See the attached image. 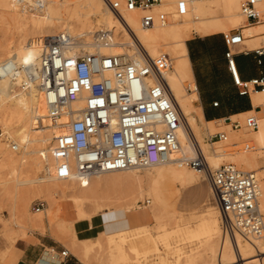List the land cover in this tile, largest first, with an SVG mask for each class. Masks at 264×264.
<instances>
[{
	"label": "bare ground",
	"instance_id": "6f19581e",
	"mask_svg": "<svg viewBox=\"0 0 264 264\" xmlns=\"http://www.w3.org/2000/svg\"><path fill=\"white\" fill-rule=\"evenodd\" d=\"M110 1L122 3V0ZM177 1L179 0H162L160 5L154 7L155 11L167 12L166 23L143 28L140 25L141 13L138 10L127 11L121 6L119 17L110 10L109 0H22L21 2L0 0V23L19 33L18 37L9 44H0V64L4 61L7 63L5 71L1 70L0 75V123L2 124L0 136L11 139L9 143H3L0 139V190L6 191L12 185L15 187L12 190L14 196L19 198L22 205H27L29 200L27 191L22 192L19 187L24 184H36L32 192L41 194L46 188L43 186L44 182H61L63 189L70 195L61 206L64 217L60 218L58 228L61 232L69 231L72 243L76 244L75 249L78 251L76 254L84 261L93 256L95 248L102 247L100 236L103 235L107 238L104 246L106 264H142L138 258L135 260L128 256L125 246L129 239L125 231L140 230L154 221L162 232L158 241L169 249L173 248L186 254L184 258L174 260L165 255L162 257L163 264H233L237 260H241L244 264H263L262 239L246 237L240 233H235L234 237L223 234L219 210L216 204L210 201L213 197L207 181L209 194L201 204V210L196 212L194 208L185 212L176 209L169 211V206L158 189V177L162 174L163 166H169L167 173L178 184L184 186L199 182L201 174L191 167L187 170L185 165L179 163V158L182 156H192L201 151L205 154L209 165L216 166L226 156L237 153L238 157L234 158L233 162L235 160L237 164L246 165V172H256L257 182H261L257 183L258 195L264 202V174L257 167L258 155L264 153V90L256 91L250 88L253 104L263 108L262 115L260 112L261 116L258 117L257 129L250 134L234 135L235 142L231 141V144L228 141L233 135L226 137L223 143L217 140L214 142L218 143L216 150L210 152L203 137V124L216 123L224 119L205 121L200 107L194 104L197 95L185 45L186 37L192 29L203 34H213L238 26L242 21L239 12L240 0H183L187 7V12L183 15L176 13ZM218 6L222 8L223 16L231 20L229 25L223 23L219 16L212 15L213 9ZM257 7L259 12L264 14V0H258ZM100 29L110 31V36L105 42L94 38L95 32ZM61 32L79 38V43L73 50L99 52L102 55L122 54L140 62L144 61L145 56L152 59L167 56L170 59L171 67L162 75L180 112L182 124L178 130L180 147L167 161L148 166H133L126 170L95 173L83 178H78L75 172L65 180L55 177L54 160L49 153L53 130L47 127L46 107L38 87L40 76L38 68L42 38ZM241 34L242 44L247 43L248 48L264 43V20L258 24L242 27ZM104 76L110 78L112 74L107 71ZM185 82L188 83L187 90L184 86ZM70 106L81 108L83 101L78 99ZM254 112L250 110L236 116H245ZM241 138L244 140L251 138L254 149L240 151L237 147L230 151L227 142L237 146L243 141H240ZM8 147L14 148V152L9 151ZM139 169L147 172L145 180L138 177ZM27 172L34 173V176L29 177ZM36 172L42 174L35 176ZM125 172L128 173L126 177L135 183L129 192L130 195L132 197L138 195L132 198L133 202L125 208L106 210V217L110 220L119 218L122 223L120 227L111 228L112 230L87 227V223H97L100 217L102 218L101 214L105 213L103 211L90 213L86 209L87 204L94 205L93 212H95L105 200L110 198L91 189L92 176L98 178L101 174L120 175ZM10 179L15 180L16 184ZM101 181L99 180L100 183ZM142 181L147 183L145 192L147 205H139L136 201L137 197L142 196L143 190L139 189ZM54 204L55 199L50 197L48 208H43L41 211H48L51 217H54L52 213ZM125 213L132 216L131 226L123 219ZM187 213L195 214L185 217ZM39 225H42V221ZM88 231L93 234H89ZM218 232H220L219 240L215 238ZM184 245L191 249L182 251ZM129 249L136 251L134 247ZM155 249L158 250V247ZM99 264L104 263L100 261Z\"/></svg>",
	"mask_w": 264,
	"mask_h": 264
},
{
	"label": "built area",
	"instance_id": "2783aa9c",
	"mask_svg": "<svg viewBox=\"0 0 264 264\" xmlns=\"http://www.w3.org/2000/svg\"><path fill=\"white\" fill-rule=\"evenodd\" d=\"M257 2H240V12L247 25L261 22ZM161 3L162 0H122V3L109 0L108 5L119 17L121 6L127 11L138 10L140 25L150 28L168 20L166 12L154 10ZM175 10L178 15L185 14V2L177 1ZM109 36L110 31L105 29L94 34L101 42ZM222 37L227 48L224 54L227 68L238 94L248 95L250 88L264 90L263 78L238 80L234 48L243 45L240 28L222 33ZM78 43L79 38L61 32L44 36L40 47L38 87L46 107L47 127L53 130L49 153L54 160L55 177L65 180L75 172L78 178H83L167 161L180 147L178 130L182 124L162 75L171 67L170 59L145 56L140 62L122 54L73 50ZM256 52L263 54L264 48ZM6 65L5 61L0 64V75ZM107 71L112 74L110 78L104 76ZM78 99L83 101V106L71 107ZM216 105L214 102L213 106ZM224 120L232 130L241 126L230 117ZM243 126L247 130L257 129V116L246 115ZM226 137L224 132H217L210 135L209 140L225 141ZM241 147L254 149L251 139L242 142ZM179 163L202 174L209 183L224 235L234 237L235 233H240L264 241V220L257 206L254 172L242 171L232 163L212 168L201 151L182 156ZM43 208L44 203L39 201L31 209L40 212ZM60 254L69 255L65 249ZM233 264L244 263L237 260Z\"/></svg>",
	"mask_w": 264,
	"mask_h": 264
},
{
	"label": "rangeland",
	"instance_id": "374dc122",
	"mask_svg": "<svg viewBox=\"0 0 264 264\" xmlns=\"http://www.w3.org/2000/svg\"><path fill=\"white\" fill-rule=\"evenodd\" d=\"M262 14L263 13H260L261 21L264 20L263 18L264 14L263 15ZM212 15L219 16L221 21L225 23L226 25L230 24L231 20L223 16V10L220 6L215 7L213 9ZM241 18H242V21L238 26L231 27V29L228 28L227 30H223L221 32L227 33L230 30L237 29V28L242 29V27L247 26V22L242 14H241ZM10 29L12 28H8L7 26L3 25V23H0V44L1 43L9 44L11 41L15 40L18 37L19 33L16 30H13V29L10 30ZM197 34H203V33L197 32L193 29L190 30L186 37V40L187 38H189V36L192 37ZM247 45H248L247 43H244L241 46H236L234 49L239 50V49H242L243 47L248 48ZM184 86H185V89L187 90L188 83L185 82ZM262 109L263 108H261V110ZM261 110L255 111L253 113L257 116V121L259 119L258 117L262 115ZM260 112H261V115H260ZM245 116L231 117L232 121L238 120L241 125L240 128L237 130H232L230 127V124H228L224 120H219L216 123L211 122V123L203 124L202 132H204L203 134L205 136L203 135V137L205 138V142L208 144V150L210 152H214L216 150L218 143H214V142L217 141L218 139L212 138L211 140H209V136L217 132H224L225 134H227V138H229L230 135H233V137L229 138L228 142L230 144L232 143L231 141L235 142L234 135H246V134H250V132L252 133L253 130H247L243 126V120ZM1 125L2 124L0 123V131L2 134ZM206 130H207V133H206ZM206 136H207V140H206ZM248 138L246 140H249ZM0 139H1V142L3 143L11 142L10 137L9 139L7 138L5 139L1 135ZM246 140H244V138L240 139V141L242 142ZM221 142L223 143L224 141H221ZM228 142H227V145H228L227 147L230 149V151L237 149V147L239 148L240 151L243 149L241 147L242 142H240L237 146H232L228 144ZM4 145L6 146V144ZM7 149L9 151L11 150V152L12 151L14 152V150H12L10 147H8ZM36 156H38V154ZM236 157H238V154L232 153L226 156L218 165L216 166L211 165V167L216 168L220 166L221 164L232 163L238 169L242 171H247L246 170L247 167L243 163L237 164L235 163V160L233 162V159ZM257 161H258L257 167L260 170H262V173L264 174V153H261V155H258ZM168 167L169 166H163L161 168L162 174L159 175L158 177V180H159L158 189L163 194L165 202L167 206H169V211H172L173 209L179 210L182 208V205L183 207H185L186 205L191 204L193 200L191 197H189V194H186L180 199L177 205V199L181 193V190L185 186H188V185L183 186L181 184L176 183L175 180H173V178L170 177V175L167 173ZM186 169L188 170L191 168L186 166ZM27 173L29 174L28 175L29 177H32V175L34 176V173L33 174H31L30 172H27ZM41 174H39V172H36L35 176L36 175L39 176ZM127 175H128L127 172L122 173L120 175L119 174L118 175L116 174L102 175L101 174V176L98 177L100 178L99 180H102L101 183L99 182V180H97L98 179L97 176L96 178L95 176H92L93 184L91 186V189H93V191H95L96 193H101V194L103 193L104 195H108L110 198L105 200L104 204L99 209H97V211L95 212H93L94 205H92L91 203L87 204L86 206L87 211L90 213L96 214V213H101V211L107 212L108 210H111V209L115 210L118 208H125L127 207L128 204H131L133 202L132 198L136 197L138 194H135L133 197L130 195L129 192L132 190L133 184L135 183H133L134 182L133 180L130 181V179L126 177ZM22 177L24 178V176ZM138 177L145 180V178L147 177V172L143 169H139ZM203 178L204 177L201 174V178L199 177V182L202 183V185L204 186V187L203 186L201 187V189L203 190V196H204L205 191L203 188L207 186V182ZM10 181L11 182L14 181V183L16 184L15 180L10 179ZM96 181L97 183H95ZM257 183L260 184L261 182L258 181ZM10 186L9 187L7 186L8 190L6 191L0 190V264H10V262L8 263L7 259L10 258L11 249L14 245L13 243L16 242L15 240L19 238H23V239L27 238L29 234H33V233L49 235L55 242L59 243L61 246H63L65 250L68 251V253L70 254L69 256L75 257L78 260H81L87 264H99L100 261L106 264L105 262L106 250L104 249V246L106 244L107 238L105 236L103 235L100 236V244L102 247L94 249V253L92 254L94 257L92 256L86 261H84L82 260V258L78 256V254H76V251H77L75 249L76 244L72 243L70 239L69 231L66 230L64 232L63 231L61 232V229L58 228V224L60 223L59 221H61L60 218L62 219L64 217V212L61 209V206L63 205L65 200L68 199V196L70 195L68 192H66L63 189V185L61 182H53V181L44 182L43 186L44 187L46 186V188L44 192H41V194L32 192L33 191L32 189L36 186V184H30V185L24 184L22 186L20 185L21 187L19 188L23 190L22 192L27 191V194L29 197L27 205H24V204L22 205L21 202H19L20 201L19 198L17 196H14V192L12 191L15 187H13L12 185ZM95 187L97 189H95ZM139 189L143 190L142 196L140 198L137 197L136 201H138L137 203L139 205H142V204L147 205L148 203H146V196H145V192L147 190V183L145 181L144 182L142 181L141 188ZM199 191H200V186L197 187L193 191V193L196 194ZM47 196L48 198H46ZM49 196L55 199V204L52 210L54 217H51L49 212L45 210L41 212L32 211L31 209L32 205L39 201H42L44 203V208H48L49 206L48 199L50 198ZM258 197H259L258 198L259 209H260V212L263 214V220H264V202H262L263 200L260 198L261 197L260 195H258ZM210 201L214 203L212 198ZM200 208H201V205L194 208L195 209L194 212L200 211L201 210ZM194 214L195 213H187L185 214V217L194 216ZM40 221H42V225H39ZM125 234L128 236V239H129L128 243L125 246L126 247L125 249L128 251V254H129L128 256L135 260L138 258V260L141 261L142 264H163L162 257H164L165 255L171 260H174L176 258L181 259V258H184V256H186V254L181 253V251L174 250L173 248L169 249L167 246H163L164 244H162V242L158 241L159 237L162 235V232H160V229L156 226L154 221H152L150 224H148L146 227L140 230H131V229L127 230L125 231ZM98 235L99 233H97L96 236ZM215 238L219 240L220 232L217 233ZM129 247H134L136 251L134 252L133 250H130ZM156 247H158V250L155 249ZM183 247L184 248L182 249V251H187L191 249L187 245H184ZM50 252L54 253L52 251Z\"/></svg>",
	"mask_w": 264,
	"mask_h": 264
},
{
	"label": "crops",
	"instance_id": "0c3cea01",
	"mask_svg": "<svg viewBox=\"0 0 264 264\" xmlns=\"http://www.w3.org/2000/svg\"><path fill=\"white\" fill-rule=\"evenodd\" d=\"M222 33L189 36L185 43L190 61L191 76L197 95L194 104L200 107L205 121L234 117L250 110H261V106L253 104L251 92L244 96L238 94V87L235 85L227 68V61L224 55L227 48L224 44ZM262 48H264L263 42L254 48L243 47L239 50L234 49L239 81H249L255 78L264 79V53L258 54L256 52L257 49ZM214 102L217 103L216 106H213ZM199 186L200 191L196 194L193 193ZM202 186V183L196 182L185 186L181 190L177 205L186 194H189L193 201L185 207L182 205L179 210H192L205 201L207 194H209V187L207 184L203 188L205 191L203 196ZM101 216L102 218L100 217L97 223H87V227L112 230L113 228H119L122 224L118 220L119 218L115 219L116 223L115 220H110L106 217V212L101 214ZM123 219H125L127 225L131 226L133 224L131 214L125 213ZM84 225L86 226V224ZM88 233L93 234L90 231ZM15 241L11 249L10 258L7 259L10 264H87L69 256V253L66 257L61 256L60 253L64 250L63 246L55 242L49 235L33 233L29 234L27 238H19Z\"/></svg>",
	"mask_w": 264,
	"mask_h": 264
}]
</instances>
